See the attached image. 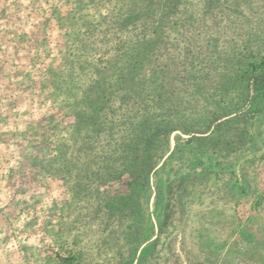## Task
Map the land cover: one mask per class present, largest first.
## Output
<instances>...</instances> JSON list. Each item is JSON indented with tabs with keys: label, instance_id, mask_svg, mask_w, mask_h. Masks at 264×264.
<instances>
[{
	"label": "rangeland",
	"instance_id": "obj_1",
	"mask_svg": "<svg viewBox=\"0 0 264 264\" xmlns=\"http://www.w3.org/2000/svg\"><path fill=\"white\" fill-rule=\"evenodd\" d=\"M251 67L264 0H0V264H264V84L237 151L143 140Z\"/></svg>",
	"mask_w": 264,
	"mask_h": 264
},
{
	"label": "trees",
	"instance_id": "obj_2",
	"mask_svg": "<svg viewBox=\"0 0 264 264\" xmlns=\"http://www.w3.org/2000/svg\"><path fill=\"white\" fill-rule=\"evenodd\" d=\"M241 78L244 79L245 85H242V81L239 78L238 80H234L238 85L236 97L233 99L228 98V100L223 97L221 101L214 103L215 108L212 107L210 110L209 107L212 105L210 106L206 96L201 93L202 91H206L208 85L200 82L188 83V86L179 91L182 97L178 102V105H182L183 102H185L186 95L191 94L193 96L192 98H194V103L190 104V107H193L191 108L192 113L196 116L190 119V117H187L183 112H176L174 107L177 105V102H175L172 106L174 117L167 122L156 123L154 131V125L150 123L151 121L148 119L143 120L141 123L144 125L142 132L145 134L152 129L153 136H156L153 138L152 133H150V136L145 135V138L147 139L143 138V140L153 142L155 147H152V149L156 151L158 150L159 142L164 138L167 139L170 133L173 132L181 131L183 134H191L194 137V140L199 141L200 144L204 143L206 140H211L213 138L212 135H217L215 143H213V147L217 148V151H237L238 147H242L245 144V141L240 135L245 134L241 129V123L249 116V112L246 110L251 105L258 88L264 84V68L251 67V69L242 74ZM178 94L176 98L178 97ZM202 100L204 101L205 109H202L199 111L202 113H199L196 108L200 107ZM238 132H240V134ZM237 139L239 141H237ZM140 143V139H137L135 144L132 142L129 143L125 148V152H136L137 155L135 157H129L131 156L130 152L125 158L131 159L130 163L136 168L135 173L138 174L133 180V183L142 182V185L145 186L149 183V175L154 170V165L153 163H148L149 160L143 159V165H141L142 167L140 168L141 170H138L139 167H136V160L140 156L139 152H141L142 149L144 150V147H139ZM156 154L157 153H154L152 158L159 155ZM144 169H147V175L145 176H143Z\"/></svg>",
	"mask_w": 264,
	"mask_h": 264
}]
</instances>
